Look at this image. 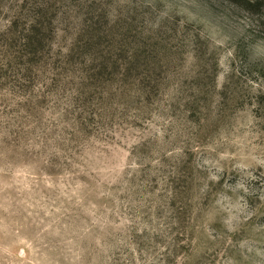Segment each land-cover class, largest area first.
Listing matches in <instances>:
<instances>
[{
	"label": "rangeland",
	"instance_id": "374dc122",
	"mask_svg": "<svg viewBox=\"0 0 264 264\" xmlns=\"http://www.w3.org/2000/svg\"><path fill=\"white\" fill-rule=\"evenodd\" d=\"M0 264H264V0H0Z\"/></svg>",
	"mask_w": 264,
	"mask_h": 264
},
{
	"label": "trees",
	"instance_id": "16d2710c",
	"mask_svg": "<svg viewBox=\"0 0 264 264\" xmlns=\"http://www.w3.org/2000/svg\"><path fill=\"white\" fill-rule=\"evenodd\" d=\"M234 1L247 3L251 7H256V6L260 7L262 5L263 0H234ZM42 31H43L42 27L31 26L29 29H25V31L21 32L23 43H22V50L19 51V53L22 57L31 56L29 60L25 62V65H27L25 69L28 71L38 70L39 72H41L43 69H45L46 66L51 64V62H49L48 59L45 58V56L43 58L41 57V54L45 51V49L49 54L51 53V51L53 52L51 44L50 46H48L45 37L42 35ZM40 46L41 48H39ZM15 58L17 60V58L20 57L17 55L15 56ZM8 64H11V61L10 63L8 62ZM84 65L86 68L81 70L80 73L84 75V78H89L91 73H93L94 70H96L97 68L93 67V65L89 66L86 63Z\"/></svg>",
	"mask_w": 264,
	"mask_h": 264
}]
</instances>
